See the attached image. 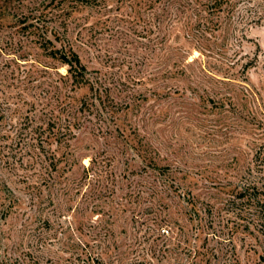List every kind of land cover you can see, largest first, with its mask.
Segmentation results:
<instances>
[{"label": "rangeland", "instance_id": "obj_1", "mask_svg": "<svg viewBox=\"0 0 264 264\" xmlns=\"http://www.w3.org/2000/svg\"><path fill=\"white\" fill-rule=\"evenodd\" d=\"M248 185L264 0H0V264H264Z\"/></svg>", "mask_w": 264, "mask_h": 264}, {"label": "trees", "instance_id": "obj_2", "mask_svg": "<svg viewBox=\"0 0 264 264\" xmlns=\"http://www.w3.org/2000/svg\"><path fill=\"white\" fill-rule=\"evenodd\" d=\"M81 2L89 3V0H79ZM45 42L41 44V48L47 51L49 57L59 61L62 66L68 68L67 73L71 76L72 80L76 84H86V72L87 69L83 65L82 60L77 52L72 49L65 48H51L52 42L43 38ZM59 140L67 138V133L64 131L59 132ZM61 138V139H60ZM264 193H262L256 186L248 185L240 189L232 197V205L240 206V210L249 212L252 220L259 226L261 232H264Z\"/></svg>", "mask_w": 264, "mask_h": 264}]
</instances>
